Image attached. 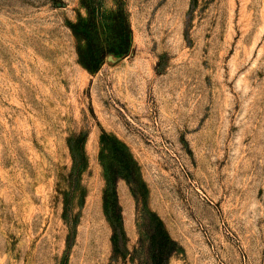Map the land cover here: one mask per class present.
Instances as JSON below:
<instances>
[{
    "label": "rangeland",
    "instance_id": "obj_1",
    "mask_svg": "<svg viewBox=\"0 0 264 264\" xmlns=\"http://www.w3.org/2000/svg\"><path fill=\"white\" fill-rule=\"evenodd\" d=\"M101 128L128 249L148 208L167 264H264V0H0V264H107Z\"/></svg>",
    "mask_w": 264,
    "mask_h": 264
},
{
    "label": "trees",
    "instance_id": "obj_2",
    "mask_svg": "<svg viewBox=\"0 0 264 264\" xmlns=\"http://www.w3.org/2000/svg\"><path fill=\"white\" fill-rule=\"evenodd\" d=\"M75 27L76 24H73L71 29L74 35H77L79 33ZM112 30L117 38L129 37L131 32L130 24L126 18L124 19L121 10H117L114 14ZM76 53L78 62L84 68L89 69L92 58L90 59L85 55L79 45H76ZM104 54L103 52L102 55L104 56ZM79 137L80 134H74L75 141ZM99 142L100 160H108L106 164L101 165L102 171L104 169V172H106V175L102 172L104 177L102 201L106 219L111 229V252L107 264H167L170 254L175 250L176 243L169 236L162 220L148 208L144 210L140 223L145 239L143 241L138 240L136 246L134 245L131 249H128V238L123 230L121 208L116 193V182L119 177H124L133 184L132 190L134 192H139L140 186H143L145 194H147L146 184L142 180L140 173L138 175L135 174L136 161L132 158L128 147L123 141L101 128ZM103 151L106 153H103ZM72 159L75 161L73 150Z\"/></svg>",
    "mask_w": 264,
    "mask_h": 264
}]
</instances>
